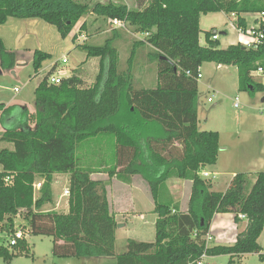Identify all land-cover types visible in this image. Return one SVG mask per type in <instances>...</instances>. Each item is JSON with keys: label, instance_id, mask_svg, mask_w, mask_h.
<instances>
[{"label": "trees", "instance_id": "trees-1", "mask_svg": "<svg viewBox=\"0 0 264 264\" xmlns=\"http://www.w3.org/2000/svg\"><path fill=\"white\" fill-rule=\"evenodd\" d=\"M135 2L133 9L113 2H97L90 9L105 19L123 20L134 32L146 35L144 43L152 49L157 68L154 88L133 86L129 75L118 70L117 50L112 38H107L102 45H78L86 50L87 57L99 58L92 85L85 86L76 69L59 84L48 83L46 78L56 68L53 64L34 89L31 115L22 109L11 119L14 106L0 105V141L12 146L0 149V234H11L14 218L22 215L29 234L52 236L55 256H114L116 221L109 210L106 189L102 182L91 179L93 168L78 161L83 141L110 134L128 159L127 164L110 168L109 175L117 165L121 166L117 175L124 181L142 174L157 215L154 240H127L126 250L116 255V264H196L203 254H228L232 262L247 253H256L264 261L258 243L264 227V171L253 175L238 172L225 191L209 190L210 181L199 173L216 162L218 133L197 128V73L202 63L235 65L238 90L251 94L263 87L250 72L257 64L264 65L263 46L252 49L234 43L220 48L210 32H205L206 45H201L200 16L234 13L237 25L246 27L240 15L264 11V0ZM86 10L87 5L76 0H0V24L7 17L40 18L65 38ZM80 27L84 28V23ZM49 58L46 52L33 51L36 74ZM15 62V53L0 39V68H13ZM54 173L69 174L66 213L38 211L52 199ZM10 174L12 182L5 184L4 177ZM36 177L42 178V184L34 198ZM170 177L191 183L186 212L178 210L168 194L164 183ZM226 212L233 213L235 221L243 214L245 229L230 245L206 246L205 236L214 214ZM25 248V239L10 248L0 237V257L5 260L11 259L14 250Z\"/></svg>", "mask_w": 264, "mask_h": 264}, {"label": "rangeland", "instance_id": "rangeland-1", "mask_svg": "<svg viewBox=\"0 0 264 264\" xmlns=\"http://www.w3.org/2000/svg\"><path fill=\"white\" fill-rule=\"evenodd\" d=\"M87 5V10L79 19L72 31L74 36L84 37L83 46L102 45L107 38H112L113 46L117 50L118 70L128 74L135 88H154L156 86V62L151 55L152 49L144 43L145 34L134 32L128 24L125 28H112L109 19L97 16L91 11L95 3H122L128 8H136L135 0H76ZM246 26L257 25L256 13H243ZM84 23V28L81 24ZM200 43L206 45L205 32H218V47L225 48L237 41L235 30V18L228 13L209 12L202 14L199 21ZM58 32V31H57ZM225 32V33H221ZM60 35V34H59ZM61 37V36H60ZM78 40V37H77ZM142 41V45L137 44ZM81 45V44H80ZM65 50H56L52 56L55 60H60L62 54L66 55ZM33 53V52H32ZM27 54V55H26ZM22 59L25 65L13 68H0V105H15L22 102L29 108L34 105V87L37 81L55 64L50 63L41 69L37 74L34 72L31 55L26 53ZM68 63L62 64L56 70L58 76L69 75L73 69L82 78L85 86L92 85L99 71V58L87 57L86 50L79 46L67 54ZM32 59V58H31ZM52 59V58H51ZM47 61V60H44ZM42 62V67L46 62ZM14 72V73H12ZM201 77L197 80L198 102L197 117L198 130L216 131L218 133V156L219 168L206 167L209 172H217L219 176L213 179L214 188L222 189L224 182L229 178L228 169H233L237 165V172H246L253 175L261 170L264 171V103L261 101L264 96V76H256L254 80L261 83L263 90H255L253 94L249 91L238 90V74L235 65H222L217 67L214 62H204L199 68ZM19 90L18 92L14 91ZM207 97L211 98L208 102ZM238 98V106H234V99ZM33 127V123L30 122ZM3 127L0 122V133ZM263 131V132H262ZM257 132H262L261 141H257ZM102 140L105 146L111 149L113 136L110 134H100L83 141L78 150V161L83 167H90L100 163V157L104 160L110 156L101 153ZM3 147L11 148L10 144L0 141V149ZM220 148H225L219 150ZM242 158V160H241ZM103 160V161H104ZM228 169L226 168L227 165ZM222 173V175L220 174ZM64 176H57V183L53 184L55 193L64 187ZM36 177L35 182L40 181ZM56 180V181H57ZM252 180V179H251ZM42 182V180H41ZM39 193L36 194V197ZM35 197V195H34ZM47 209V208H46ZM49 209V208H48ZM14 227L19 229L25 227L26 248L14 250V255L10 260L0 257V264H85V259L79 257H60L52 254L53 238L50 235H32L27 232L28 223L22 215L20 219L14 218ZM21 228V227H20ZM153 239V238H152ZM264 245V231L260 238ZM214 241L210 245L214 246ZM124 242L120 239L114 252H121ZM204 264H264L258 256L248 253L230 261L228 254L209 256L202 259ZM102 264H116V257H110Z\"/></svg>", "mask_w": 264, "mask_h": 264}, {"label": "crops", "instance_id": "crops-1", "mask_svg": "<svg viewBox=\"0 0 264 264\" xmlns=\"http://www.w3.org/2000/svg\"><path fill=\"white\" fill-rule=\"evenodd\" d=\"M240 16L243 17V14H241ZM74 34L73 32H70L65 38H62L60 37L59 33L57 32L56 28L53 25L43 21L40 18H34V17L32 18L7 17L6 20L2 24H0V39L7 50L13 51L15 53L16 55L15 67H21L25 65V62L23 61L22 57L27 52L28 54L31 55V58L33 54L32 52L35 50H40L50 55V58L47 59V61H44L46 63L42 67H40L41 71L42 68L54 62L56 65L55 68L56 70L59 67H62L61 59L55 60L52 57L56 53L55 52L56 50L58 51L62 49L65 50L64 52H66V55L64 56L63 53L62 57L67 58L68 52L79 48L78 45L82 44L84 37L77 36L76 34L75 39H73ZM199 43H200V36H199ZM31 58L29 60H32ZM66 63H68V58ZM216 65L217 67L222 66V64H216ZM56 70H54L55 74H57ZM72 73L74 72H70L69 75H63V77L70 76ZM40 79L37 81L35 87L37 86ZM18 91L19 90H17L16 92ZM7 106H10V104L4 105V107ZM11 106H14V112L12 114L11 119L15 116H19L22 109H27L30 115L34 112V105L32 108H29L24 103L17 102L15 105H11ZM197 128H198V117H197ZM262 132H259L260 136L258 135L257 132L258 142L261 141ZM101 144H102V148L100 152L107 156H108L107 153L110 152V156L107 158V160H104L103 156H101L99 164L90 166L94 170V172L90 175V177L93 180L102 182L106 189V196L108 200L109 210L110 213L114 216V219L116 221V227L114 231L115 249L117 247V242L119 239L122 242H124V245L122 246V251L119 253L116 251L114 256H110V257H116V255L123 253L126 250L127 240L129 239H134L137 241H147V242H152L154 240V236H155L154 225L157 215L154 212L155 205L150 192L149 185L142 174L139 173L133 174L129 177V180L124 181L117 175L121 170L120 165H117L115 171H113V175H109L108 173V170L113 166H115L116 164H124L127 161L128 155H126V152L117 148L114 139H113V144L111 145V149L108 146H105V140H102ZM223 149L225 148H220L219 150H223ZM218 154L219 152L217 153V156ZM117 159L121 160V163H117L116 162ZM237 165L240 164H235V166H233V169H228V166H231L230 164L226 166V168L228 169L227 172H230V176L224 182V187L222 189L214 188L213 179H217L219 174L213 171L209 172L205 169L207 166L208 167L216 166L219 168L218 164L215 163L213 166L207 165L202 169L201 172L202 173L205 172L207 176H203L201 172L199 174L202 178L210 181L209 190L223 192L228 187V184L232 176L238 173L236 171L238 170ZM220 174L222 175V173ZM59 175L64 176L63 182L65 185L61 191L55 193L53 190V184L58 182L57 176ZM39 180L41 181L42 178H40ZM164 184L166 189L168 190V194L170 195L172 201L177 204L178 210L186 212L188 208V201L191 191L190 181L176 177H170L165 181ZM68 185H69L68 173H54L52 175V182L50 185L52 199L49 203L42 205L38 211L52 210L58 213H66L68 211V195L64 194V190H68ZM37 193H39L38 190L35 191L34 198H36ZM15 218L20 219V216H17ZM246 224H247L246 218H239L237 221H235L233 213L230 212L214 214L210 222V226L207 234L209 239L207 240L206 245L208 247L212 246L210 245V241H214L213 245L232 244L235 241L237 234L245 229ZM263 231H264V227L258 238V243L261 248V253H264V245L260 242V238L262 236ZM247 254H243L242 256H245ZM110 257L82 256V258L85 259V264H102L105 263L104 261L106 259H109Z\"/></svg>", "mask_w": 264, "mask_h": 264}, {"label": "built area", "instance_id": "built-area-1", "mask_svg": "<svg viewBox=\"0 0 264 264\" xmlns=\"http://www.w3.org/2000/svg\"><path fill=\"white\" fill-rule=\"evenodd\" d=\"M231 16H233L235 18V30L237 32V41L234 43H239L242 46H244L245 48H252V49H257L261 46L264 47V11L262 12H257V25L256 26H250V27H241L238 26L236 23L237 20V15L234 13H229ZM108 22L110 23L111 27H115V28H125V22L123 20H119V19H109ZM225 33V32H224ZM219 34L216 31H213L211 33L210 38L212 40H218ZM67 62V58L66 57H62L61 58V64H65ZM187 74H189V72H186ZM250 75L253 77L256 76H264V65H260L257 64L256 67L251 70ZM201 74L200 72L197 73V78H200ZM62 77L58 76L57 74H55V72L51 73L50 75H48L47 82L50 84H59L60 79ZM14 91H17V89H15ZM207 101L210 102L211 98L208 97ZM234 106L237 107L238 106V98L235 97L234 99ZM201 174L203 176H207V174L204 172ZM12 178H13V174L10 175H6L4 177V182L5 184H11L12 182ZM42 182L38 181L33 183L32 187H33V196L35 194V191H39V188L41 186ZM64 194L69 195L68 190H64ZM239 218H245V216L243 214H239L238 215ZM21 227V228H20ZM19 229H15L11 234L9 235H5V234H0V237L3 238V245L8 246V247H13L17 244L18 240L20 239H25V235H26V229L24 226H20ZM28 232V230H27ZM209 239V237L206 235L205 236V241L207 244V240ZM207 246V245H206ZM205 254H203L201 256L204 257ZM197 261L196 264H203L202 260Z\"/></svg>", "mask_w": 264, "mask_h": 264}, {"label": "water", "instance_id": "water-1", "mask_svg": "<svg viewBox=\"0 0 264 264\" xmlns=\"http://www.w3.org/2000/svg\"><path fill=\"white\" fill-rule=\"evenodd\" d=\"M221 33H224V32H221ZM161 58H164L163 56H161ZM263 102H264V96L262 97L261 99Z\"/></svg>", "mask_w": 264, "mask_h": 264}]
</instances>
